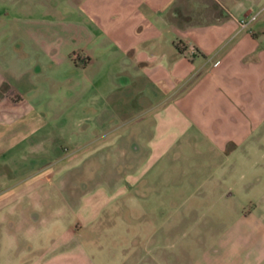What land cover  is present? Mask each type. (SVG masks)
I'll return each mask as SVG.
<instances>
[{"label":"rangeland","instance_id":"1","mask_svg":"<svg viewBox=\"0 0 264 264\" xmlns=\"http://www.w3.org/2000/svg\"><path fill=\"white\" fill-rule=\"evenodd\" d=\"M27 5L32 8L29 14L7 16L33 24L37 46L31 50V67L34 74L50 76L36 83L51 102L66 100L61 113L65 126L49 127L56 136L48 147L57 146L64 155L76 145L78 150L73 158L47 162L43 189L29 193L9 212L6 207L0 210V264L42 263L59 254H75L79 264H196L201 251L189 243L212 244L215 264H264V115L245 139L231 140L221 149L188 130L152 157L147 146L150 125L147 137H126L123 127L97 138L96 152L88 155L82 145L91 139L89 118L100 115V103L91 106L95 66L82 70L88 45L78 42L77 29L85 20L78 0H27ZM263 8L264 0L258 1L244 20L255 16L246 30L257 32L264 49ZM85 25L94 31L92 19ZM80 83L83 94L78 98ZM133 94L130 109L137 103ZM131 144L139 150H131ZM123 147L126 153L121 156ZM206 179L220 181L233 195L228 201L180 200L179 195L202 189L211 196ZM166 188L177 203L187 204L185 216L166 214ZM188 206L196 214L188 212ZM195 220L199 224L192 227ZM167 242L172 246L165 247Z\"/></svg>","mask_w":264,"mask_h":264},{"label":"crops","instance_id":"2","mask_svg":"<svg viewBox=\"0 0 264 264\" xmlns=\"http://www.w3.org/2000/svg\"><path fill=\"white\" fill-rule=\"evenodd\" d=\"M258 1L78 0L85 19L77 29L78 42L88 45L82 70L95 66L89 85L94 93L91 106L100 103V115L89 118L91 139L82 145L88 155L96 152L98 140L127 126L126 137L137 138L142 133L147 137V126L152 125L147 144L152 157L188 130L220 149L231 140L245 139L264 115V49L257 32L240 30L238 22ZM31 11L27 0H0V210L6 207L8 212L29 193L43 189L47 162L73 158L78 150L76 145L64 155L56 142L51 144L56 147H48L56 136L49 127L65 126L61 113L66 100L51 102L49 94L43 96L45 88L36 83L50 76L34 74L31 67V50L37 46L33 24L7 16ZM87 19L93 20V32L87 30ZM189 44L194 46L191 54ZM46 45L45 41L41 47ZM132 92L137 103L130 109ZM75 93L78 98L83 94L81 83ZM81 123L78 119L77 127ZM129 148L139 150L138 145ZM205 185L212 189V199L202 189L179 195L180 200L228 201L233 195L220 181L206 179ZM167 188L166 214L185 216L182 209L187 204L177 203ZM198 224L195 220L191 226ZM189 244L201 251L196 264H215L212 244ZM52 258L34 264H79L75 254Z\"/></svg>","mask_w":264,"mask_h":264},{"label":"built area","instance_id":"3","mask_svg":"<svg viewBox=\"0 0 264 264\" xmlns=\"http://www.w3.org/2000/svg\"><path fill=\"white\" fill-rule=\"evenodd\" d=\"M263 9H264V8H263ZM253 17H255V16H253ZM253 17H250V19H249L248 21H247V20H240V21L238 22V24H239V29L241 30V29L246 28V27L248 26L250 20H251ZM187 49H188V53H189V54H191V53L194 52V46H192L191 44H189V46H188Z\"/></svg>","mask_w":264,"mask_h":264}]
</instances>
